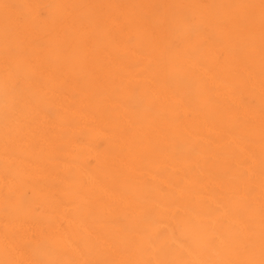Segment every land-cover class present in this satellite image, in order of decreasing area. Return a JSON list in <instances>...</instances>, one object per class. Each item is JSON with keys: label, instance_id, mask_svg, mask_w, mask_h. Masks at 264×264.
<instances>
[{"label": "bare ground", "instance_id": "obj_1", "mask_svg": "<svg viewBox=\"0 0 264 264\" xmlns=\"http://www.w3.org/2000/svg\"><path fill=\"white\" fill-rule=\"evenodd\" d=\"M0 264H264V0H0Z\"/></svg>", "mask_w": 264, "mask_h": 264}]
</instances>
